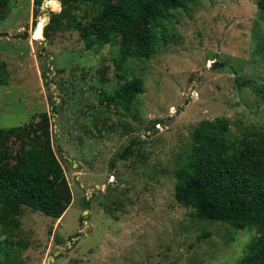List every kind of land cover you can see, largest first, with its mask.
Instances as JSON below:
<instances>
[{"label": "rangeland", "instance_id": "374dc122", "mask_svg": "<svg viewBox=\"0 0 264 264\" xmlns=\"http://www.w3.org/2000/svg\"><path fill=\"white\" fill-rule=\"evenodd\" d=\"M55 1L0 11V128L49 114L72 203L59 220L23 207L0 264H237L255 232L194 217L176 172L204 120L264 130V0L156 13L155 54L130 60L118 42L88 50L78 31L35 39L44 3L62 13Z\"/></svg>", "mask_w": 264, "mask_h": 264}, {"label": "trees", "instance_id": "16d2710c", "mask_svg": "<svg viewBox=\"0 0 264 264\" xmlns=\"http://www.w3.org/2000/svg\"><path fill=\"white\" fill-rule=\"evenodd\" d=\"M60 1L62 13L52 15L45 31L41 21L35 39L43 38V33L51 40L65 29L78 31L88 50L118 42L121 57L130 60L155 54L151 22L156 13L197 0ZM6 6L8 0H0V11ZM260 95L264 99V86ZM107 99L114 102L116 97ZM176 179L175 198L192 209L194 217L255 232L237 264H264V130L247 126L233 131L224 118L202 121L194 130L189 160L176 172ZM71 203L72 193L52 143L49 114L32 117L24 126L0 128V230L6 237L0 254L9 261L11 251L4 250L19 231L23 207L59 220Z\"/></svg>", "mask_w": 264, "mask_h": 264}, {"label": "water", "instance_id": "95a60500", "mask_svg": "<svg viewBox=\"0 0 264 264\" xmlns=\"http://www.w3.org/2000/svg\"><path fill=\"white\" fill-rule=\"evenodd\" d=\"M43 5L45 7V25H46L50 21V14H51V12H50V8H49V6H48L47 3H44ZM24 36L28 37L29 36V33L26 32ZM54 121H55V119H54ZM88 200H89V198H88Z\"/></svg>", "mask_w": 264, "mask_h": 264}]
</instances>
